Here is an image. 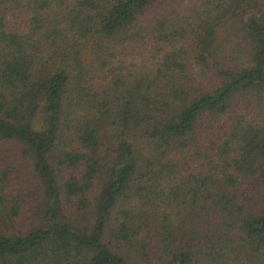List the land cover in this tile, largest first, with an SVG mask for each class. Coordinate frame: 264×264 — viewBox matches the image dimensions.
<instances>
[{
  "label": "trees",
  "instance_id": "16d2710c",
  "mask_svg": "<svg viewBox=\"0 0 264 264\" xmlns=\"http://www.w3.org/2000/svg\"><path fill=\"white\" fill-rule=\"evenodd\" d=\"M0 264H264V0H0Z\"/></svg>",
  "mask_w": 264,
  "mask_h": 264
},
{
  "label": "rangeland",
  "instance_id": "374dc122",
  "mask_svg": "<svg viewBox=\"0 0 264 264\" xmlns=\"http://www.w3.org/2000/svg\"><path fill=\"white\" fill-rule=\"evenodd\" d=\"M18 148L14 143L6 142L0 144V174L2 170H6L9 175V184L16 186L14 189L18 194H22L27 199L24 213L17 218V224L21 227L29 226L33 207L37 205L38 198L37 185L32 174L28 161L22 160L18 153Z\"/></svg>",
  "mask_w": 264,
  "mask_h": 264
}]
</instances>
